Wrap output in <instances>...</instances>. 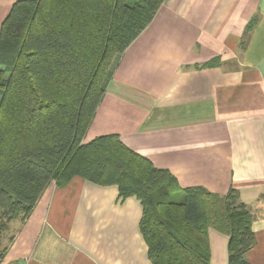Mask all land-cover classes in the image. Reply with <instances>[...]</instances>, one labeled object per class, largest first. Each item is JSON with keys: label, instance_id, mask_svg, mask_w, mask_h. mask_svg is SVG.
I'll list each match as a JSON object with an SVG mask.
<instances>
[{"label": "crops", "instance_id": "1", "mask_svg": "<svg viewBox=\"0 0 264 264\" xmlns=\"http://www.w3.org/2000/svg\"><path fill=\"white\" fill-rule=\"evenodd\" d=\"M16 1L0 0V26ZM114 64L83 140L117 134L181 187L239 190L247 262L264 264V0H164ZM43 191L0 264H153L136 196L81 177ZM207 234L209 264H228L227 234Z\"/></svg>", "mask_w": 264, "mask_h": 264}, {"label": "trees", "instance_id": "2", "mask_svg": "<svg viewBox=\"0 0 264 264\" xmlns=\"http://www.w3.org/2000/svg\"><path fill=\"white\" fill-rule=\"evenodd\" d=\"M164 0H18L0 26V261L15 219L43 190L81 177L142 204L153 264H209L208 229L228 236V264H248L255 215L239 190L181 187L117 134L85 138L114 63ZM248 22L246 31L251 30Z\"/></svg>", "mask_w": 264, "mask_h": 264}]
</instances>
